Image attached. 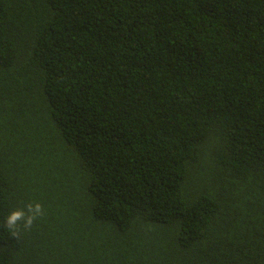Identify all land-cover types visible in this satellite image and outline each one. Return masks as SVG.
<instances>
[{
  "label": "trees",
  "instance_id": "1",
  "mask_svg": "<svg viewBox=\"0 0 264 264\" xmlns=\"http://www.w3.org/2000/svg\"><path fill=\"white\" fill-rule=\"evenodd\" d=\"M0 264H264V0H0Z\"/></svg>",
  "mask_w": 264,
  "mask_h": 264
},
{
  "label": "clouds",
  "instance_id": "2",
  "mask_svg": "<svg viewBox=\"0 0 264 264\" xmlns=\"http://www.w3.org/2000/svg\"><path fill=\"white\" fill-rule=\"evenodd\" d=\"M45 214L43 205L38 201H29L21 208L12 210L4 221V227L11 236L20 238L21 230H31L34 223Z\"/></svg>",
  "mask_w": 264,
  "mask_h": 264
}]
</instances>
